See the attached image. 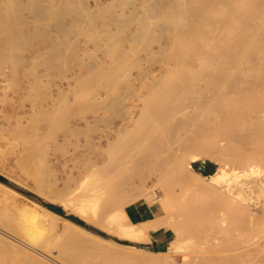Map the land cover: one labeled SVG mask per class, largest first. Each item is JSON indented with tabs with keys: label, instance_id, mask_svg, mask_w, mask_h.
Wrapping results in <instances>:
<instances>
[{
	"label": "rangeland",
	"instance_id": "obj_1",
	"mask_svg": "<svg viewBox=\"0 0 264 264\" xmlns=\"http://www.w3.org/2000/svg\"><path fill=\"white\" fill-rule=\"evenodd\" d=\"M263 46L264 0H0V173L7 178L3 182L19 192L12 194L0 185V227L5 229L0 232V264H37L15 248L23 246L21 238L40 242L42 252L64 264H264L262 206L248 205L261 214L257 228L242 223L235 238L233 225L242 210L214 200L193 183L196 172L202 173L210 163H224L212 151L217 137H202L204 150L191 160V180L165 169L182 141L139 143L147 163L137 165L140 168L126 164L121 173L123 182L128 179L126 186L132 181L155 186L156 201L148 205L154 218L132 222L143 235L149 234L147 238L113 231L100 196L90 202V218L46 196L59 191L66 198L69 191L83 188L92 166L107 162L108 137H116L112 131L122 127L139 100L129 80L145 73L160 75L163 69L168 77H192L198 84L220 61H261L253 68L238 65L236 72L249 68L264 76ZM167 63L172 64L169 70L162 68ZM129 124L136 128L133 143L149 123L140 119ZM170 125L159 128L170 134ZM124 150L116 146L113 155L121 158ZM179 160L177 166L185 169L186 159ZM159 177L169 190L155 184ZM99 180L100 174L92 179ZM259 193L264 197V191ZM24 195L47 207L46 203L61 205L86 222L80 225L116 243L78 231L61 218H54L49 234L36 236L15 206L27 201ZM140 200L145 201L130 198L117 206L127 212L129 204ZM183 207L192 208L195 217H187L193 211L188 214ZM98 212L105 227L93 218ZM181 220L185 225L178 223ZM164 221L177 231L163 228L165 241L157 244L151 230L159 229L150 223ZM187 222L195 225L189 228Z\"/></svg>",
	"mask_w": 264,
	"mask_h": 264
},
{
	"label": "bare ground",
	"instance_id": "obj_2",
	"mask_svg": "<svg viewBox=\"0 0 264 264\" xmlns=\"http://www.w3.org/2000/svg\"><path fill=\"white\" fill-rule=\"evenodd\" d=\"M260 63L261 61H247L244 63L220 61L215 66L216 68L214 67L215 70L210 72V75L202 78V82L198 84L193 83L194 79L192 77H168L166 72L161 71L163 69L158 70V72H161L160 75H156V73L154 75L145 73L136 77V79L129 80L128 87L130 90L137 91V98L139 100L136 103L135 109L130 116L127 117L122 127L114 128V131H112L116 134V137H108L109 145L107 149L111 154H109L110 157L107 162L98 166H92V172L87 175V181H84L82 184L83 188L69 191L67 193L69 196L66 198L64 192L59 191H56V193L46 192V196L52 201H61V204L66 205L68 209H73L88 218H90L89 210L93 206L90 202H92V199L94 200L96 197L100 196V200L102 199L104 201L103 213H105V211L109 213V220L111 219L114 225L110 226L113 228V231L120 234L129 233L133 237L147 238L149 234L143 235L139 226H137L136 223L132 224L134 220L129 217L128 212L120 206H117L120 205L119 203H121V201L129 200L130 198H143L148 204L153 205L152 201L155 200V196L157 195L155 186H149V184L142 185V181L141 185H136V183L134 185V181H132L127 186L128 179L126 182H123L121 171L126 168V164H135L136 168H140L139 166L144 165L145 162L147 163V155H141L142 150L139 148V143L153 145L155 143H160V141L163 143L165 139L182 141L183 145L176 146L177 148L172 150L171 156L168 159L166 157L167 164L165 165V169L171 175L175 173L187 180H191L190 177H188L192 172L191 160L199 157L198 154L200 149L201 151L204 150L202 148L205 146L203 145L205 142H201L202 137H217L216 140L213 139L217 142L212 151L216 153V157L220 158L222 162L229 163L230 165L227 166L226 163H223L215 167L210 163L207 172H196L197 176L195 177H197V181H193V183H196L198 189L214 200L232 203L242 210V212L238 211L236 213V223L233 225L236 228L231 234L233 237L237 238L240 235V232L235 231L240 229V224L242 223H246L251 229L257 228L258 216L261 214H259L258 210L255 211V207L248 205H261L262 214H264V197H260L259 193L260 189L264 191V76L256 72L251 73L248 70L249 68H244V73L238 74L236 68L238 65L253 68L255 65H260ZM171 66V63H167V65H164L162 68L169 70ZM184 98L188 99L183 100ZM140 119H144L149 124L142 129L143 132H141L137 140L132 143L130 138L136 128L129 123L132 120L137 124ZM164 124L166 126L171 124L168 129L170 134L159 128ZM154 126H156L155 129ZM157 128H159V130H157ZM112 132H109V134H112ZM143 144L141 147H143ZM116 146H121L125 149V156L116 158L113 155ZM196 149L199 151L197 152ZM205 151L206 153L208 152L206 149ZM188 152H192L190 156H187L189 155ZM205 157L207 156L205 155ZM179 158L186 159L185 169L183 167L180 169L177 166ZM231 169L232 171H230ZM130 173L131 171L129 174ZM96 174H100V180L93 182L92 179ZM129 174L126 176L129 177ZM132 176L130 175V178H133ZM143 182H146V180ZM158 183L162 184L165 191L169 190V188L164 185L162 177H159L158 182L155 184ZM0 185L12 194H19L14 187L1 180ZM24 197L27 201L17 203L15 206L17 207L18 213L22 216V219L27 222V229H30L34 234L36 233V236L39 234L43 235L44 231H46L45 234H49L47 230L50 226H53V220H56L54 218H61L64 220V223L76 228L78 231L94 235L103 241L107 240L111 241V243H116L115 240H108L72 221L70 218L63 217L62 214L33 198L26 195H24ZM192 197H190V199ZM194 200L193 197V201ZM185 209L190 210L192 208ZM192 211L193 210L186 212L190 214ZM196 212L197 211H195V215ZM99 213L100 212L95 214L93 218L99 220L96 221L102 224ZM187 213L185 217L188 215ZM193 213L194 211L187 217H195ZM181 215L184 217V214ZM109 220L107 221L108 223ZM182 222L183 220L178 223L185 225ZM150 224L157 229H173V223L169 225L165 221L164 223L152 222ZM181 224L180 226L177 225L178 227L174 225V228H182ZM193 224L194 222L188 223L189 228L193 227ZM212 224H214V222ZM102 225L105 227L104 224ZM52 229L54 228L52 227ZM4 230V228L0 227L1 233L5 232ZM51 233L54 234L55 231H50V234ZM32 236L36 237L35 235ZM10 237L14 239L13 235ZM0 238H3V236H0ZM25 239L27 238L25 237ZM28 240L21 238L19 241L23 246L18 245L15 247L17 251L31 255L32 260L37 264H64L60 261V258L57 259L51 254L42 252V249L38 247L40 242H37L36 245L34 244L36 240L31 242ZM229 244L230 243H228L227 247L229 248L228 250L231 251ZM120 245L142 249V247H138L134 244ZM38 254L42 256L40 257Z\"/></svg>",
	"mask_w": 264,
	"mask_h": 264
},
{
	"label": "crops",
	"instance_id": "obj_3",
	"mask_svg": "<svg viewBox=\"0 0 264 264\" xmlns=\"http://www.w3.org/2000/svg\"><path fill=\"white\" fill-rule=\"evenodd\" d=\"M148 205L150 204L143 200L129 204V206L126 207L129 217L134 221H142L154 218L151 216V209ZM166 232L167 231H165L163 228L159 230H151L153 241L157 244L163 243L165 241Z\"/></svg>",
	"mask_w": 264,
	"mask_h": 264
},
{
	"label": "trees",
	"instance_id": "obj_4",
	"mask_svg": "<svg viewBox=\"0 0 264 264\" xmlns=\"http://www.w3.org/2000/svg\"><path fill=\"white\" fill-rule=\"evenodd\" d=\"M0 180H2V181H7V178H6L4 175H2V174L0 173ZM46 204H47L51 209L57 211L58 213H60V214H62V215H66V216H68L69 218H71L72 220H74V221H76V222H78V223H80V224H84V225H86V222H85L82 218H80L79 216H76V215H74V214H68V213L65 211V209H64L61 205H56V204H53V203H46Z\"/></svg>",
	"mask_w": 264,
	"mask_h": 264
},
{
	"label": "water",
	"instance_id": "obj_5",
	"mask_svg": "<svg viewBox=\"0 0 264 264\" xmlns=\"http://www.w3.org/2000/svg\"><path fill=\"white\" fill-rule=\"evenodd\" d=\"M207 170H208V169H205L204 172H207ZM71 220H72V219H71ZM72 221H74V220H72ZM74 222H75V221H74ZM76 223H78V222H76ZM78 224H79V223H78ZM79 225H80V224H79Z\"/></svg>",
	"mask_w": 264,
	"mask_h": 264
}]
</instances>
